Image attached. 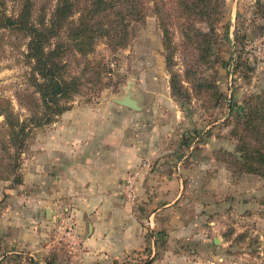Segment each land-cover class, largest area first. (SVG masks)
Here are the masks:
<instances>
[{"label":"rangeland","instance_id":"1","mask_svg":"<svg viewBox=\"0 0 264 264\" xmlns=\"http://www.w3.org/2000/svg\"><path fill=\"white\" fill-rule=\"evenodd\" d=\"M37 1L39 6L42 5L41 0ZM220 6L222 12L216 24L217 34L213 37L206 62L197 60L202 55L199 44L196 38L189 41L184 38L178 26L181 18L175 13L169 18L175 61L171 67L166 62L168 52L163 45V30L152 10L143 22L136 25L134 38L126 48L113 51L105 40L98 41L96 51L90 57L104 58L105 63L110 64V69L107 68L108 72L103 75L104 84L96 88L86 83L70 110L95 104L103 95L112 99L123 97L130 84L132 95L143 105L141 111L154 109L152 118L155 124L163 120L169 123L171 129L164 136L163 144L169 139V146L184 145L183 151H173L175 156L168 162L167 169L178 177L182 172H178L177 167L183 168L180 159L191 151L190 146H193L192 151H196V160L216 158L218 151L226 149L225 146H231L227 150L235 151L237 139L232 136V131L240 124L246 100L264 94V0H221ZM168 8L171 10V5ZM15 9L16 4L9 1L8 12ZM192 26L196 30L209 31L208 24L199 19H194ZM26 42L22 34L0 29V102L6 103L22 119L28 115L27 107L20 101L21 95L27 91L26 78L30 71ZM76 58L71 53L67 56L75 72L80 69ZM172 71L184 79L186 94L183 97L172 94ZM214 89H217V94ZM66 112L55 122L32 129L20 152V167L16 173L8 170L12 160L7 158L0 145V264L6 261L11 264H155L169 247V233L166 228L149 223V210L142 208L141 203H138L136 215L140 224L147 227L146 235L154 238L156 250L153 256V249L149 246L145 249L126 247L120 255H104L93 239L96 212L88 214L85 228H78L77 211H81V199H54L52 206H41L39 213L32 208L36 191L33 184L34 145L46 142L49 129L57 127ZM3 120L1 115L0 136L5 129ZM143 122L148 126L152 121L144 119ZM209 137L215 146L206 154L205 147L201 145L209 143ZM218 143L225 146L219 147ZM216 160L228 169L226 163ZM219 168L211 167L208 173L213 172L214 175ZM204 171L206 168H196L199 180L187 186L189 192L184 195V204L194 206L204 194L229 201L225 207V212L230 213L225 233H230L235 239L232 238L230 246L218 245L216 250H219L218 255L224 254V260H216V264H264V179L250 174L249 180L241 181L243 175L231 173L230 182L225 179L213 184L200 180ZM127 178H124L125 182ZM123 197L127 202L134 201L128 197L125 187ZM236 197L245 202V207L238 210L233 206ZM232 208L238 212L231 214ZM232 223H237L238 228ZM130 226L129 222L122 224L124 229ZM242 228V232L234 235ZM20 236L24 244L16 247V242L11 240ZM176 248L173 247L172 251H177ZM168 256L169 259L158 264H176L173 255ZM185 260L183 264H194L187 257ZM210 261L208 258L205 264H215Z\"/></svg>","mask_w":264,"mask_h":264},{"label":"crops","instance_id":"2","mask_svg":"<svg viewBox=\"0 0 264 264\" xmlns=\"http://www.w3.org/2000/svg\"><path fill=\"white\" fill-rule=\"evenodd\" d=\"M154 111H136L103 95L95 104L66 112L60 124L49 129L46 142L34 145L33 184L36 191L32 208L39 213L41 206L51 205L54 199H81V211H77L78 228H85L88 214L96 212L93 239L104 255L117 256L126 247L145 249L149 246L153 256L156 250L154 238L146 235L147 227L140 224L136 215L138 203H141L142 208L149 210V223L162 226L169 233V247L155 264L169 259V254L173 255L176 264L186 262L185 257L194 264H205L208 258L210 263L216 264V260H224V254L218 255V245L230 246L235 239L233 235L228 238L225 233L230 215L225 212V207L229 201L204 194L189 207L184 204V195L189 192L187 186L199 180L196 168H206L200 180L211 183L225 179L230 182L232 174L214 156L196 160L193 146L180 159L179 163H183L181 177L168 170V162L175 156L173 151H183L185 147L180 144L169 146V139L163 144L171 127L165 120L155 124ZM144 119H151V125L144 126ZM209 140L201 145L206 154L215 146L210 137ZM222 145L225 146L218 143L219 147ZM224 148L230 150L231 146ZM145 158L150 161L151 168L145 169L136 181V200L127 202L123 197L124 178ZM217 166L220 168L214 175L208 173L211 167ZM250 176L243 175L241 181L249 180ZM234 201L233 206L238 210L244 206L245 202L237 197ZM231 211V214L238 212L235 208ZM124 222L130 223L129 229L122 227ZM232 224L238 228L237 223ZM243 230L238 229L234 235ZM11 242H16V247L24 244L21 236ZM173 247L177 251H172Z\"/></svg>","mask_w":264,"mask_h":264},{"label":"trees","instance_id":"3","mask_svg":"<svg viewBox=\"0 0 264 264\" xmlns=\"http://www.w3.org/2000/svg\"><path fill=\"white\" fill-rule=\"evenodd\" d=\"M9 1L16 4L12 13L8 12ZM41 1L39 6L37 0H0V29L16 31L27 39L26 58L30 66L27 91L20 97L28 115L22 119L0 102V116H4L5 123L0 145L12 160L8 170L14 173L20 167V152L32 129L51 124L70 110L86 83L96 88L104 84L103 75L110 64L104 58L90 57L98 41L105 40L113 51L126 48L134 38L136 25L152 10L163 30V45L168 52L166 62L171 67L175 61L169 18L175 13L181 18L178 26L184 38L188 41L196 38L202 54L197 60L202 63L211 52L222 12L221 0ZM194 19L205 21L209 31L194 29ZM69 53L77 56L80 68L77 72L71 69ZM183 81L179 73L172 71L170 87L175 97L186 94ZM213 92L217 94V89ZM232 136L237 139L235 151L220 149L216 158L226 163L236 176L254 174L264 179V94L246 100L242 119Z\"/></svg>","mask_w":264,"mask_h":264},{"label":"built area","instance_id":"4","mask_svg":"<svg viewBox=\"0 0 264 264\" xmlns=\"http://www.w3.org/2000/svg\"><path fill=\"white\" fill-rule=\"evenodd\" d=\"M151 163L150 161H142L140 164H138L132 171V173L128 176L126 185H125V191L128 195V197L132 200L136 197V181L138 177L143 173L145 169H150ZM181 167L178 166L177 170L180 172Z\"/></svg>","mask_w":264,"mask_h":264},{"label":"water","instance_id":"5","mask_svg":"<svg viewBox=\"0 0 264 264\" xmlns=\"http://www.w3.org/2000/svg\"><path fill=\"white\" fill-rule=\"evenodd\" d=\"M113 101L136 111H141L143 109L140 99L132 95V86L130 84L128 85V91L126 95L120 98H114Z\"/></svg>","mask_w":264,"mask_h":264}]
</instances>
